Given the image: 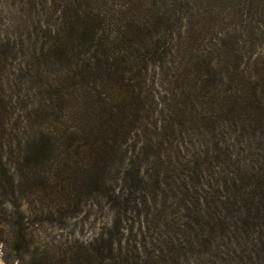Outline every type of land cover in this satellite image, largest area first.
Returning <instances> with one entry per match:
<instances>
[{
    "label": "rangeland",
    "instance_id": "obj_1",
    "mask_svg": "<svg viewBox=\"0 0 264 264\" xmlns=\"http://www.w3.org/2000/svg\"><path fill=\"white\" fill-rule=\"evenodd\" d=\"M194 1L189 2L201 13L191 15L188 11L177 21L167 15L152 25L143 17L146 0H0V142L7 144L16 137L24 138V134L30 144L11 162L9 144L5 149L0 147V162L8 165L15 180H25L27 186L19 188L20 193L35 192L49 199L53 188L41 186L48 180L68 184L74 197L71 210L57 213L48 206L43 211L48 220L33 232L32 242H94L104 233L99 246L109 264H220L218 254L225 253L231 242H221L225 230L218 225L231 221L238 211L237 207L221 205L225 201L220 197L246 184L250 193L263 195L264 185L252 189V182L244 179L236 184L233 176L226 175L227 187L232 178L235 186L226 190L221 181V188L217 184L202 195L211 207V217L202 231L184 226V212L174 205L171 191L160 197L149 193L148 200L137 208L131 203L117 204L108 196L121 185L130 142L134 140L138 148H151L161 142L162 135L168 141L172 131L175 138L184 136L188 143H197L185 147L190 155L210 153L218 144V151L195 158L193 172L202 182L219 176V169L226 166L221 163L224 154L236 158L239 152L249 165L255 162L257 168H264V149L258 145L259 141L264 144V117H253L252 129L238 123L247 117L251 106L264 115V40L260 42L253 33L254 23L264 20V0H245V7L240 5V12L229 18L224 17L226 0ZM79 20L85 22L86 31L96 28L94 42L111 43L113 54L120 56L131 47L124 51L129 60L126 68L132 70L126 78L135 89L128 92L139 97L137 114L141 119L129 117L131 123L114 142L108 135L106 155L97 158L95 168L102 185L84 181L94 163L87 158L86 145L72 141L74 113L79 130L87 118L78 113V102L69 96L79 80L71 79V72L77 65H88L92 53L89 36H81L82 28L74 35L69 31ZM138 27L146 38H133L132 31ZM152 42L163 46L158 56H154ZM162 63L170 77L161 76L162 70L156 66ZM102 65H106L103 57L98 61V66ZM145 67L147 73L137 75V70ZM93 79L91 75L89 81ZM170 98L177 101L178 111L173 110L176 102ZM81 108L91 111L84 104ZM143 132L147 141L141 137ZM46 138L53 139L52 144H47ZM141 154L144 158L143 149ZM214 154L222 160H213ZM211 171L216 176H210ZM3 175L6 180L7 174ZM19 211L24 214L27 209ZM117 222L120 224L114 227ZM0 264L5 263L0 260Z\"/></svg>",
    "mask_w": 264,
    "mask_h": 264
},
{
    "label": "trees",
    "instance_id": "obj_2",
    "mask_svg": "<svg viewBox=\"0 0 264 264\" xmlns=\"http://www.w3.org/2000/svg\"><path fill=\"white\" fill-rule=\"evenodd\" d=\"M189 1L146 0L147 11L146 15L143 14V17L148 20V24L154 25L155 20H161L167 15L170 16V20L177 21L183 18V15H188V11L191 15L201 13L199 7L191 5ZM201 1L204 3L209 0ZM195 2L193 0V4ZM226 3L230 10L227 8L225 11V18L232 17L237 11L240 12L238 9L240 5L245 7V0H226ZM232 8H235V11H231ZM256 8L259 9L258 6ZM216 10L215 7L214 11L211 10L213 15ZM136 13L137 11H135ZM78 18H81V16ZM254 24L256 29L253 30V33L261 42L264 40V20ZM84 25L85 22L79 20V24L69 28L72 35L79 33L82 28L83 34L81 36L85 38L89 36L88 45L89 50L92 51L91 56L88 58V65H77L73 68L74 72H71V79L78 77L79 80L73 84L69 96L73 98L74 102H78V113L85 115L87 118V124L81 128L83 129L81 131V129H78V115L74 113L77 132L75 131L73 134L72 141L75 139L74 143L86 145V148L89 149L87 158L94 163L92 164L94 169L91 168V174L87 173L88 176L84 181H89L94 185H102V179L97 177L95 168V163L98 162L97 158L100 155H106L104 147L109 144L108 135L113 136L112 142H114L122 137L124 129L131 123L129 117L135 121L139 120V113L137 114L139 97L131 96L128 92L130 90L134 92L135 89V85L130 84V81L126 78V75L131 73L132 70L126 68L129 60L126 59L125 54L127 52L124 51L130 50L131 47L129 46L122 51L123 53L120 56H117L118 53L113 54L114 52L111 51V43L106 45L101 40L94 42L96 36H94L93 30L96 31V28L86 31L83 28ZM132 34L133 38L145 37L139 27L132 31ZM248 43L250 44V41ZM154 45H152L154 56H158L160 48L162 49L163 46L160 47V44L155 43ZM67 46H64L63 50ZM93 47L94 50H92ZM98 48H101V51H98ZM101 57L106 61V65L98 66ZM163 63L156 67L162 70V77H170L169 72L163 69ZM115 65L123 68L118 70ZM136 73L137 75L147 73L146 67L143 70H137ZM91 75L94 77L93 82L89 81ZM98 80L100 81L98 82ZM170 99H172V103L176 102L173 103V110L178 111L177 101L174 98ZM82 104L90 106L91 111L87 113L82 110ZM165 105L166 100L164 101ZM234 113L239 117V112L234 110ZM258 114L264 117L262 110L254 109L251 106L247 112V117L239 120L238 123H246V126L249 125L248 129H252L254 125L252 118ZM178 125L181 124L178 123ZM144 133L141 137L144 136ZM23 137L9 140L7 144H1L0 142V147L3 149L9 144L7 151H9L8 158L10 162L12 157L13 159L16 158V153L26 151L30 146L27 142L29 136L23 134ZM136 137L139 138V136ZM175 137V131L171 132L168 141L162 135L161 142L151 148L149 146L138 148L137 143L132 140L130 142L132 149L129 151L128 167L119 181L121 185L117 189L111 190L108 196L113 198L117 204L120 202L125 205L131 203L133 207L137 208V206L141 207V204L148 200L149 193L153 196L158 194L160 197L171 191L174 205L178 204V208L184 212V226L191 231L195 227H198V231H202V226H206L207 220L211 217V215L209 216L211 207L203 202L202 195L209 188L217 186V184L221 188L222 182L227 187L226 175L233 176L237 181L236 184L244 181V179L252 182V189L261 184L264 185V168H257L255 162L249 165L239 152L234 156L236 158L224 154V160L221 163L226 164V166L224 165L223 168L219 169V176L216 179L208 177L207 181H200L195 175L196 173L193 172L194 167L192 166L198 160H195V158L200 153L205 158L209 154H213V151H218V144H214L215 150L210 153L198 152L199 154L194 156V154L190 155L185 147L188 145L197 146V143H188L184 136L182 138ZM144 140L147 141L146 136H144ZM52 141L53 139L46 138L47 144H52ZM258 145L264 149V144H260V141ZM142 149L145 153V159L142 158ZM216 156L218 155L214 154L211 158L215 161L222 160L218 158L219 156ZM186 158L192 160L187 161ZM142 159L144 160L142 161ZM144 161L145 164L142 167L145 168L141 169L140 164ZM17 165L19 168L22 167L20 164ZM7 166V164L3 165L0 162V260L2 262L5 264H109V258L103 256L99 246L104 239V233L99 234L94 242H71L68 244L32 242L33 232L39 231V227L44 224V221L48 220V218L44 219L43 211L48 206L52 210L55 209L57 213L71 210L72 205H74V197L67 189L68 184L56 185L53 181L48 180L41 186L43 188H53L52 196L49 199L37 196L35 192L20 193L19 188L23 189L27 186H24L25 180L23 178L19 181L15 180ZM247 170H250V173L247 174ZM18 171L21 173L22 170L18 169ZM3 173L7 174L6 180H4ZM210 174V176H216L214 171H211ZM222 177L224 178L222 179ZM233 178L226 190H230L236 185ZM213 182L214 185H212ZM248 189L250 188L246 184L242 188H237L231 194L225 193L224 196L220 197L225 201L220 203L221 205L238 208L236 216L231 221L218 225L225 230L221 242H231L225 253L218 254L220 264H264V258H258L260 253L264 254V194L256 195L255 192L252 194ZM228 197L231 198L230 201L225 200ZM21 207L27 209L26 213H20ZM119 224L120 222H117L114 227H118ZM208 226L210 229L216 227L215 224L212 227ZM257 228L260 231L256 232Z\"/></svg>",
    "mask_w": 264,
    "mask_h": 264
}]
</instances>
